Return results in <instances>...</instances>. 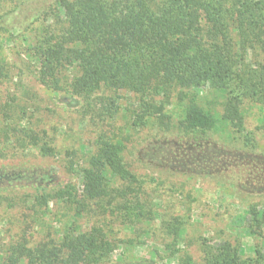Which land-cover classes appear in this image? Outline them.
I'll use <instances>...</instances> for the list:
<instances>
[{"label":"trees","instance_id":"trees-1","mask_svg":"<svg viewBox=\"0 0 264 264\" xmlns=\"http://www.w3.org/2000/svg\"><path fill=\"white\" fill-rule=\"evenodd\" d=\"M7 22L8 13L0 11V86L9 76L2 41L17 36ZM35 22L39 27L33 22L27 29L34 32L27 56L38 81L64 107L91 111L101 125L81 160L68 163L74 183L55 186L54 172L41 165L0 166L1 198L25 182L33 193V214L0 244V264H163L112 259L126 242L117 236L127 229L138 234L154 214L143 198L144 180L125 162L123 137L107 127L119 93L135 96L132 129L174 133L176 171L228 177L221 181L249 199L264 194V150L257 151L255 139V131L264 133V0H56ZM255 108L259 124L249 130ZM33 114L14 95L0 101V158L8 151L59 154L56 129L33 124ZM214 160L226 169L212 171ZM249 165L256 176L242 180ZM52 202L61 214L46 226L41 219ZM245 202L232 230L258 242L254 257H243L239 243L201 239L195 260L176 248L185 223L176 216L162 224L171 240L169 258L176 264H264V205ZM81 218L93 221L84 229Z\"/></svg>","mask_w":264,"mask_h":264},{"label":"rangeland","instance_id":"rangeland-1","mask_svg":"<svg viewBox=\"0 0 264 264\" xmlns=\"http://www.w3.org/2000/svg\"><path fill=\"white\" fill-rule=\"evenodd\" d=\"M56 0H8L0 6V11L8 13V22L5 24L9 31L15 32V38H8L2 41V53L6 55L8 62V80L0 86V101L5 97L14 95L18 101L25 102L28 112L31 115L33 124H39L50 132L55 128V148L59 152L55 157H43L37 151H26L23 153L8 151L4 153L5 158H0V166L8 164L10 167L28 163L30 165H41L54 173V185H65L69 181L75 182L67 172L68 163L72 160L79 162L82 152L93 141L97 129L101 123L92 115L91 111L81 115L79 107L68 109L64 107L57 98L51 96L39 81L35 65L27 56V48L33 42L34 32L30 24L53 7ZM33 23V24H34ZM39 27V26H38ZM37 27V28H38ZM119 108L112 122H107V127L114 133L121 134L125 143L124 159L129 169L144 180V190L147 204L154 211L151 224L143 226L142 231L133 234L131 230L124 231L120 240L126 241L119 245L113 253L115 262L119 256L127 258H146L163 264H176L174 259L169 258L171 240L165 235L162 224L170 221L173 217L182 218L184 232L182 244L176 248H183L190 253L195 260H199V241L201 239L212 242L229 240L240 244L243 257H254L253 246L257 241L243 235L240 231L232 230L235 215L240 212L241 207L245 208L249 200L257 205H264V194L246 198L240 190H234L230 185L224 184L221 180L228 177H195L190 178L182 172L176 171L180 166L175 161L176 154L180 150L173 146L174 133L165 132L159 128H142L134 130L131 128V114L135 110V96L132 94L119 93ZM78 109V110H77ZM256 114H250L248 129L252 130L257 126L259 111L253 109ZM53 133V132H52ZM54 134V133H53ZM224 137L225 134L220 133ZM257 151L264 150V133L255 131ZM69 157L66 156V151ZM72 151H75L73 156ZM175 151L176 154L172 152ZM180 159V157L178 158ZM218 160L211 161L214 172L224 171L225 166H219ZM214 163H217L214 165ZM251 165L246 166L248 169ZM242 170L243 179L256 176L252 168L250 174ZM234 178L239 175L233 172L230 176ZM244 185V184H243ZM248 189V185H244ZM264 189V185L261 186ZM257 190V189H256ZM263 192V190H262ZM30 184L25 182L22 189H15L8 192V196L0 197V244L8 241V236L19 232L18 226L26 217L33 214ZM60 206L52 202L48 210L51 212L43 215L42 221L46 226L52 225L55 213ZM63 211V210H62ZM73 213V212H72ZM25 216V217H24ZM70 219L73 217L67 214ZM73 218L72 220H75ZM86 222V218L80 222ZM93 220H87L84 229ZM16 224V226H15ZM45 235L42 234L41 237Z\"/></svg>","mask_w":264,"mask_h":264}]
</instances>
